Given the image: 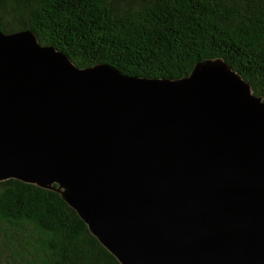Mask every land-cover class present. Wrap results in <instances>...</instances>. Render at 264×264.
I'll return each mask as SVG.
<instances>
[{
    "label": "water",
    "instance_id": "95a60500",
    "mask_svg": "<svg viewBox=\"0 0 264 264\" xmlns=\"http://www.w3.org/2000/svg\"><path fill=\"white\" fill-rule=\"evenodd\" d=\"M52 190L120 264H264V99L222 59L81 68L0 32V182Z\"/></svg>",
    "mask_w": 264,
    "mask_h": 264
},
{
    "label": "trees",
    "instance_id": "16d2710c",
    "mask_svg": "<svg viewBox=\"0 0 264 264\" xmlns=\"http://www.w3.org/2000/svg\"><path fill=\"white\" fill-rule=\"evenodd\" d=\"M32 31L81 68L177 80L222 59L264 99V0H0V32ZM0 264H120L60 194L0 182Z\"/></svg>",
    "mask_w": 264,
    "mask_h": 264
}]
</instances>
